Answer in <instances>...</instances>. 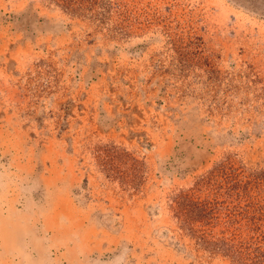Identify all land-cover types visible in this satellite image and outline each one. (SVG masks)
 I'll return each instance as SVG.
<instances>
[{
    "label": "rangeland",
    "instance_id": "rangeland-1",
    "mask_svg": "<svg viewBox=\"0 0 264 264\" xmlns=\"http://www.w3.org/2000/svg\"><path fill=\"white\" fill-rule=\"evenodd\" d=\"M0 264H264V0H0Z\"/></svg>",
    "mask_w": 264,
    "mask_h": 264
}]
</instances>
